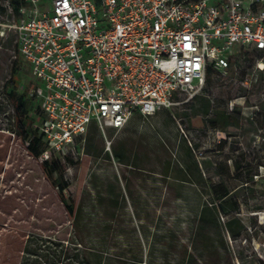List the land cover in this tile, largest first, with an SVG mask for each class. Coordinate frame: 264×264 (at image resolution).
Instances as JSON below:
<instances>
[{"label":"rangeland","instance_id":"rangeland-1","mask_svg":"<svg viewBox=\"0 0 264 264\" xmlns=\"http://www.w3.org/2000/svg\"><path fill=\"white\" fill-rule=\"evenodd\" d=\"M9 2L0 0V232L22 251L11 264H264V77L241 84L256 56L206 76L188 103L97 128L53 155L72 220L14 137L3 85L19 15ZM22 66L18 92L37 83Z\"/></svg>","mask_w":264,"mask_h":264},{"label":"built area","instance_id":"built-area-1","mask_svg":"<svg viewBox=\"0 0 264 264\" xmlns=\"http://www.w3.org/2000/svg\"><path fill=\"white\" fill-rule=\"evenodd\" d=\"M18 15L40 161L69 154L92 124L119 131L136 113L194 100L207 70L225 72L235 57L256 56L243 86L264 77V0H51L44 11L19 0Z\"/></svg>","mask_w":264,"mask_h":264},{"label":"trees","instance_id":"trees-1","mask_svg":"<svg viewBox=\"0 0 264 264\" xmlns=\"http://www.w3.org/2000/svg\"><path fill=\"white\" fill-rule=\"evenodd\" d=\"M10 4L13 11L18 14L19 1L10 0ZM16 51L17 56H15V59L13 60L11 66V77L4 83L3 90L13 107L15 129L14 137L16 143L24 149L27 156L36 161L40 158L43 141L42 138L38 135L37 128L35 127L32 129V126L36 121L40 123L41 112L36 107L34 102L28 97L27 90L23 89L21 92H18L15 77L23 74L24 68L22 66V58L18 53L17 46ZM213 72L214 70L209 68L207 70V76H210ZM96 129V125L92 124L90 125L87 133H89L90 131H95ZM5 151L6 149L3 150V153H5ZM39 166L43 178L57 190V197L63 205L68 217H70L72 220H75L77 208L73 203L67 202V196L65 194L67 183L62 180H53V176L61 172L59 161L54 159V157L51 155L48 160L41 161ZM6 172L7 168H5V170L2 172V166H0V174L2 173V180L4 179ZM16 238L17 237H15L14 239L16 240ZM14 245L15 243H13L12 246ZM14 248H9V246L5 242V236L0 232V264H11L12 261H15L16 255L18 256L20 253H22V251H19L18 247H16L15 250Z\"/></svg>","mask_w":264,"mask_h":264},{"label":"crops","instance_id":"crops-1","mask_svg":"<svg viewBox=\"0 0 264 264\" xmlns=\"http://www.w3.org/2000/svg\"><path fill=\"white\" fill-rule=\"evenodd\" d=\"M138 114V113H137ZM141 116V115H140Z\"/></svg>","mask_w":264,"mask_h":264}]
</instances>
